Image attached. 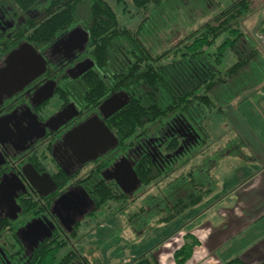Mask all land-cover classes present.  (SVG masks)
Masks as SVG:
<instances>
[{
	"label": "trees",
	"instance_id": "1",
	"mask_svg": "<svg viewBox=\"0 0 264 264\" xmlns=\"http://www.w3.org/2000/svg\"><path fill=\"white\" fill-rule=\"evenodd\" d=\"M124 1L116 0L113 5L108 0H0V4L21 12L40 11L44 15L42 21L34 23L27 19L26 25L32 26L36 32L35 39H42L44 43L77 25L87 30L90 54L96 66L102 71L107 66L112 69L105 73V78L91 77L86 81V104L96 106L103 98L118 91L129 97L127 104L107 122L119 142L118 153L127 146L134 147L136 142L146 137L151 139L152 136L162 135L165 139L163 153L169 155L172 162L168 159L160 168L150 156L137 160L134 172L139 183L133 192L125 194L104 185L95 192L102 220L120 216L125 223L141 227L143 236L151 230V222L163 225L173 221L203 202L218 187V180L209 179L205 170H189L182 179L176 180L178 188L175 189L172 184L174 181L168 182L163 192L153 197L155 201L160 197L165 199L167 202L163 205L153 203L149 195L142 194L145 192L143 188L171 176L174 171L171 168L172 158L179 153L180 143L173 123L179 120L190 126L195 133L194 141L199 138L200 144H203L205 137H209L204 130V121H208L213 113L221 117L223 109H228L233 100L263 84L264 58L256 41L241 29V22L253 12L251 0H231L204 23L186 32L176 43L153 50L145 47L142 41L146 33L144 27L150 23L152 10L156 7L146 10L152 6L153 0H127L136 11L148 15L144 18L145 23L133 32L123 24L127 9ZM226 60L231 62L229 66H225ZM200 61L204 65L200 64L201 69L196 67L194 75L186 77L183 83H173L172 72L177 65L184 64L186 68L188 63ZM205 68L208 70L205 71ZM190 83V87L183 88ZM226 127H229L228 134L231 130L235 133L229 124ZM237 146V153L240 154V141ZM137 201L140 205L130 212ZM21 207L23 216L31 210L28 202ZM192 226H185L184 242L173 252L176 264L185 263L198 244L191 232ZM3 232L6 237L0 240V249L13 263L14 256L21 255L23 249L9 256L13 252L9 245L16 242L15 224L5 223L2 219L0 233ZM76 234L77 228L67 237L57 235L42 241L29 253L24 264H103V260L94 255L95 248L82 254L74 248L72 240ZM0 264H4L1 254ZM131 264L160 262L156 252H150ZM225 264L247 263L235 257Z\"/></svg>",
	"mask_w": 264,
	"mask_h": 264
},
{
	"label": "flooded vegetation",
	"instance_id": "2",
	"mask_svg": "<svg viewBox=\"0 0 264 264\" xmlns=\"http://www.w3.org/2000/svg\"><path fill=\"white\" fill-rule=\"evenodd\" d=\"M33 12L0 4V222L15 224L17 246L9 256L23 248L21 255L28 251L29 257L42 241L71 234L81 219L95 214V192L101 185L123 192L117 184L123 182L122 167L134 170L143 156H150L160 168L166 160L172 162L163 153L162 135L141 139L118 153L119 142L107 122L127 103L117 111L111 107L100 111L99 106L120 94L128 102V95L118 91L96 106L86 104V81L105 78L91 57L87 30L77 25L48 42L38 41L26 21L37 23L44 15ZM74 29L87 34L81 47L65 44ZM19 50V56L12 57ZM60 113L62 119L51 120ZM173 126L182 154L195 136L179 120ZM71 131L76 132L66 137ZM118 163L122 167L117 168ZM30 166L50 179L28 181L21 171L28 172ZM26 202L31 210L23 216L21 206ZM32 223L35 226L26 231ZM0 254L4 264H14L1 249Z\"/></svg>",
	"mask_w": 264,
	"mask_h": 264
},
{
	"label": "rangeland",
	"instance_id": "3",
	"mask_svg": "<svg viewBox=\"0 0 264 264\" xmlns=\"http://www.w3.org/2000/svg\"><path fill=\"white\" fill-rule=\"evenodd\" d=\"M115 1L108 0L113 5H115ZM124 2L127 9L124 13L126 20L123 24L127 30L133 32L139 25L145 23L144 18L148 15L147 13L143 14L142 11H136L127 3V0ZM230 2L231 0H153L152 6L146 10H152L153 6L156 7L152 10L150 23L144 27L146 33L142 36V41L145 47L152 50L170 46L190 29L204 23ZM251 6L253 12L241 22V29L244 34L256 41L264 58V47H261L264 43V0H251ZM33 13L39 15L40 11L35 10ZM230 63L229 60H226L225 66H229ZM200 64L204 65L202 61L188 63L186 68L183 67L184 64L177 65L172 72L173 83L185 82L186 77L190 78L194 75V71H197L198 67L199 69L202 68ZM111 69V66H107L100 72L105 74ZM207 70L205 68V71ZM191 85L192 83L187 84L183 88L186 89ZM260 89L264 91V82ZM253 92L254 90H249L240 95L238 99L233 100L227 106L228 109H223L224 115L221 117H217L212 112L213 114L207 119L208 121L203 123L204 130L209 135V137H205V142L200 144L199 138H195L194 144L188 147L186 151L172 158L171 168L174 171L171 176L158 180L156 184L151 183L147 186L148 188L142 189L145 191L142 193L143 195H149L154 200L153 197L162 193L168 182L174 181L172 184L176 186V189L179 187L178 182L175 183L176 180L182 179L189 170H194L193 172L205 170L209 179L218 180V187L203 202L188 209L167 224L157 225L151 222V230L143 236H141V227L138 228L132 223H125L120 216L111 217L107 221L102 220L101 209H97L94 215L81 219L76 237L72 240L74 248L81 254L90 248H95L94 255L99 256L103 260V264H131L142 255L150 252H156L158 258L157 253L160 251L165 253L179 248L184 242L183 235L188 227H185L188 222L198 219L205 212H209V208L213 204L217 205L214 213L201 217L195 227L201 225L206 228L214 225L220 219L229 220L231 218L230 208L222 206L220 209L219 202L228 193L230 196L227 197V200H236L235 195L231 194H235L234 191L238 186L246 183L253 178L255 173L260 171L261 164L257 160V155L264 157L262 154L264 146L259 145L252 137L254 136L256 108L264 107V97H252ZM228 124L239 139L232 130L231 134L227 133L229 127L226 125ZM239 141L244 144V149L240 154L237 153L238 148H236ZM163 202L167 201L160 197L153 203H158L161 206ZM139 205L140 203L137 201L129 211L134 212L135 207ZM160 213L158 212V215L162 216ZM224 220L222 222H225ZM212 229L214 234L216 229ZM2 234L1 239L3 240L6 233L3 232ZM9 247H11V251L17 248L15 244L12 246L10 244ZM166 247L169 248L168 251L165 250ZM27 257L28 251H25L20 257L14 259V264L25 263ZM246 259L248 261V258Z\"/></svg>",
	"mask_w": 264,
	"mask_h": 264
},
{
	"label": "crops",
	"instance_id": "4",
	"mask_svg": "<svg viewBox=\"0 0 264 264\" xmlns=\"http://www.w3.org/2000/svg\"><path fill=\"white\" fill-rule=\"evenodd\" d=\"M261 47H264V43ZM252 97L262 98L264 91L259 87L254 90ZM252 137L259 145L264 146V107L262 106L256 108ZM240 144L242 145L240 150L243 151L244 144L241 141ZM262 152L264 155V149ZM257 160L261 164L260 171L246 183L238 186L234 191L235 194H231L235 195L236 200H227L230 196L228 193L219 202L220 209L222 206L230 208L229 220L220 219L206 228L201 225L195 227L201 217L214 213L217 205L213 204L209 212L188 222L187 226L193 224L191 232L199 243L191 257L183 264H225L235 257L247 264H264V157L257 155ZM212 228L216 229L214 234ZM165 250L168 251L169 248L166 247ZM174 250L157 253L160 264H176L172 255Z\"/></svg>",
	"mask_w": 264,
	"mask_h": 264
},
{
	"label": "water",
	"instance_id": "5",
	"mask_svg": "<svg viewBox=\"0 0 264 264\" xmlns=\"http://www.w3.org/2000/svg\"><path fill=\"white\" fill-rule=\"evenodd\" d=\"M86 40H87V34L83 30L74 29L68 34V36H67V38L65 40V44L67 46H71L73 44H76L79 47H81L86 42ZM20 50L14 52L12 54V57L19 56ZM31 52L34 55V52L33 51H31ZM37 59L39 60V58H37ZM50 95L51 94H49L48 97ZM126 103H127V97L124 94L115 95V96L110 97L106 101H104L99 106V109H100V111H102L103 109L111 107V109H113L114 111H117L122 106H124ZM62 115H63V113H60L59 115L55 116L51 120L62 119ZM75 132L76 131L69 132L66 137L74 134ZM120 166L122 167L121 163H118L116 165L117 168H119ZM122 171H123V176L121 177V179L123 180V182L122 181L120 182V180H117V184L122 188V191L124 193L130 194L131 192H133L136 189V187H137V185L139 183V180H138V178H137V176H136V174H135V172H134V170H133V168L131 166L127 167L125 170L122 167ZM21 174H22L23 177H25L30 182H32L33 179L36 180V181L49 180L50 179L48 177V175H46L45 173L38 174L36 172V170L34 168H32L31 166H30L28 172H26L24 169H22ZM18 181L20 182L19 179H18ZM124 182L128 183L127 187L125 186ZM33 226H35L34 223L30 224L25 230L28 231ZM44 237H49V233L46 236H44Z\"/></svg>",
	"mask_w": 264,
	"mask_h": 264
}]
</instances>
